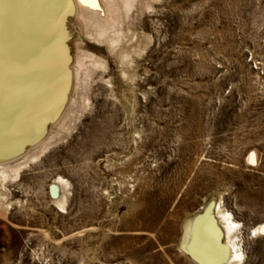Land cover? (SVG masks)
Returning <instances> with one entry per match:
<instances>
[{"label": "rangeland", "instance_id": "374dc122", "mask_svg": "<svg viewBox=\"0 0 264 264\" xmlns=\"http://www.w3.org/2000/svg\"><path fill=\"white\" fill-rule=\"evenodd\" d=\"M82 25L66 22L71 57ZM119 28L126 59L86 57L39 143L9 159L0 264H188L182 224L217 197L243 264H264V0H137Z\"/></svg>", "mask_w": 264, "mask_h": 264}, {"label": "bare ground", "instance_id": "6f19581e", "mask_svg": "<svg viewBox=\"0 0 264 264\" xmlns=\"http://www.w3.org/2000/svg\"><path fill=\"white\" fill-rule=\"evenodd\" d=\"M136 2L0 0L1 180L8 176L9 159L16 158L26 145L39 143L47 122L59 115L67 100L71 71L73 80L82 69L88 70L86 57L92 68L107 67L109 59L101 52L108 56L118 52L120 60L126 59L125 46L117 50L119 25ZM73 17L82 22L89 40L76 46L71 57L65 39L71 35L66 22ZM41 145L40 149L45 147ZM221 198H209L185 218L178 248L188 264H243L241 223ZM56 203L63 206V199L56 198Z\"/></svg>", "mask_w": 264, "mask_h": 264}]
</instances>
